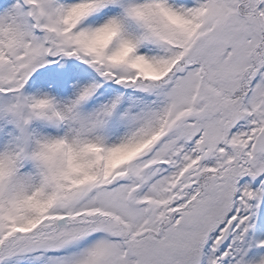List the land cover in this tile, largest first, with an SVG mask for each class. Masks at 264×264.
Masks as SVG:
<instances>
[{
    "label": "snow or ice",
    "instance_id": "6c2138e0",
    "mask_svg": "<svg viewBox=\"0 0 264 264\" xmlns=\"http://www.w3.org/2000/svg\"><path fill=\"white\" fill-rule=\"evenodd\" d=\"M0 264H264V0H0Z\"/></svg>",
    "mask_w": 264,
    "mask_h": 264
}]
</instances>
